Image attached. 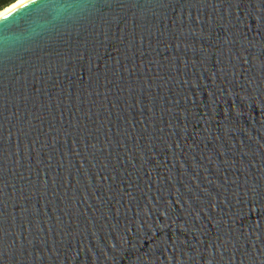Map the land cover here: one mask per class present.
Here are the masks:
<instances>
[{"label": "water", "instance_id": "water-1", "mask_svg": "<svg viewBox=\"0 0 264 264\" xmlns=\"http://www.w3.org/2000/svg\"><path fill=\"white\" fill-rule=\"evenodd\" d=\"M14 9L0 264H264V0Z\"/></svg>", "mask_w": 264, "mask_h": 264}, {"label": "bare ground", "instance_id": "bare-ground-1", "mask_svg": "<svg viewBox=\"0 0 264 264\" xmlns=\"http://www.w3.org/2000/svg\"><path fill=\"white\" fill-rule=\"evenodd\" d=\"M26 0H15L14 2L10 3L9 5L5 6L0 10V17L3 16L4 14L8 13L12 9L16 8L20 4H22Z\"/></svg>", "mask_w": 264, "mask_h": 264}, {"label": "trees", "instance_id": "trees-1", "mask_svg": "<svg viewBox=\"0 0 264 264\" xmlns=\"http://www.w3.org/2000/svg\"><path fill=\"white\" fill-rule=\"evenodd\" d=\"M14 1L15 0H0V10Z\"/></svg>", "mask_w": 264, "mask_h": 264}, {"label": "snow or ice", "instance_id": "snow-or-ice-1", "mask_svg": "<svg viewBox=\"0 0 264 264\" xmlns=\"http://www.w3.org/2000/svg\"><path fill=\"white\" fill-rule=\"evenodd\" d=\"M13 11H15V9Z\"/></svg>", "mask_w": 264, "mask_h": 264}]
</instances>
